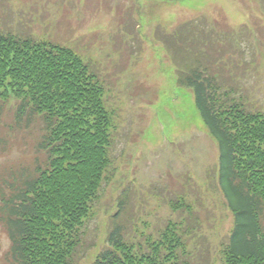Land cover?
Masks as SVG:
<instances>
[{
  "label": "rangeland",
  "instance_id": "374dc122",
  "mask_svg": "<svg viewBox=\"0 0 264 264\" xmlns=\"http://www.w3.org/2000/svg\"><path fill=\"white\" fill-rule=\"evenodd\" d=\"M198 16L205 26L240 32L239 40L227 39L234 57L224 62L240 82L237 97L264 112V0H0V29L77 48L117 111L112 167L82 228L76 264H93L116 222L144 250L178 225L192 264L222 263L235 217L220 183L218 142L194 92L179 87L173 61L153 39L158 23L175 27ZM16 107L15 98L0 101V186L7 195L44 160L43 121L18 120ZM180 195L190 207L175 210L171 202ZM10 245L0 219V264H11Z\"/></svg>",
  "mask_w": 264,
  "mask_h": 264
},
{
  "label": "trees",
  "instance_id": "16d2710c",
  "mask_svg": "<svg viewBox=\"0 0 264 264\" xmlns=\"http://www.w3.org/2000/svg\"><path fill=\"white\" fill-rule=\"evenodd\" d=\"M203 20L160 24L155 39L172 58L179 87L195 92L219 144L220 183L235 217L222 264H264V112L237 97L240 82L224 62L234 57L227 39L239 40L240 32ZM12 97L18 119L32 122L39 115L43 121L38 149L44 160L15 179L9 195L0 186V219L11 240L6 259L75 264L81 230L112 167L117 111L106 99L105 82L76 50L0 29V100ZM186 199L179 207H190ZM176 226L168 225L144 250L116 222L94 264H192Z\"/></svg>",
  "mask_w": 264,
  "mask_h": 264
}]
</instances>
